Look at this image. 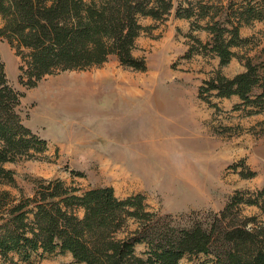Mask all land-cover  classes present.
<instances>
[{
  "label": "rangeland",
  "instance_id": "rangeland-1",
  "mask_svg": "<svg viewBox=\"0 0 264 264\" xmlns=\"http://www.w3.org/2000/svg\"><path fill=\"white\" fill-rule=\"evenodd\" d=\"M181 1L173 0L175 5ZM189 1L226 7L243 0ZM139 23L146 30L132 56L145 60V72L135 73L110 58L100 67L44 76L33 88L19 83L18 59L0 40L6 79L23 96L22 123L47 143L38 160L4 168L26 194L38 180L62 181L80 193L111 187L117 199L142 195L150 212L170 217L191 214L203 220L219 214L238 194L259 205L236 207L239 220L254 218L248 228L264 227V111L250 115L253 110L240 107L236 97L208 98L209 103L198 98L202 83L217 71L231 79L244 72L247 59L264 62V23L240 30V38L249 42L232 49L235 58L222 68L210 55L186 57L193 45L188 33L201 43L208 40L206 32H193L189 21L171 14L163 22ZM135 249L137 255L145 251L142 245ZM8 259L0 257V264H75L68 254L32 255L28 262L17 255Z\"/></svg>",
  "mask_w": 264,
  "mask_h": 264
},
{
  "label": "trees",
  "instance_id": "trees-1",
  "mask_svg": "<svg viewBox=\"0 0 264 264\" xmlns=\"http://www.w3.org/2000/svg\"><path fill=\"white\" fill-rule=\"evenodd\" d=\"M171 14L187 20L191 30L208 34L206 43L188 33L192 52L219 60V68L235 58L231 51L246 45L240 30L264 23V0L229 2L226 7L189 0H0V40L18 59V81L33 88L57 71L100 67L113 58L133 72L146 71L134 58L136 39L146 30L140 20L159 23ZM193 20H195L193 22ZM205 21L204 26L198 23ZM264 41V32L261 34ZM264 52V48H263ZM23 96L14 90L0 58V257L71 256L75 264H178L206 257L205 264H264V227L254 218L239 220L235 208L255 205L238 194L219 214L203 220L150 212L144 197L119 200L111 187L80 193L62 181H35L29 192L16 186L6 164L38 160L47 143L24 127L18 107ZM236 97L248 114L264 111V62L247 59L244 72L231 79L218 71L199 88L198 98ZM238 108V107H236ZM10 190H16L17 195ZM259 206V205H258ZM130 223L134 226L130 229ZM145 251L137 255L135 248ZM12 263V261L10 260Z\"/></svg>",
  "mask_w": 264,
  "mask_h": 264
},
{
  "label": "bare ground",
  "instance_id": "bare-ground-1",
  "mask_svg": "<svg viewBox=\"0 0 264 264\" xmlns=\"http://www.w3.org/2000/svg\"><path fill=\"white\" fill-rule=\"evenodd\" d=\"M123 80V79H122ZM72 87V86H71ZM102 87V86H101ZM99 88V87H98ZM61 89H62V87H61ZM86 90V89H85ZM125 90V89H124ZM128 92V91H127ZM80 93V92H79ZM64 95V94H63ZM81 96V95H80ZM54 98V97H53ZM55 100V99H54ZM69 100V99H68ZM56 102V101H55ZM58 102V101H57ZM52 104V103H51ZM53 105V104H52ZM73 105H75V104H73Z\"/></svg>",
  "mask_w": 264,
  "mask_h": 264
}]
</instances>
